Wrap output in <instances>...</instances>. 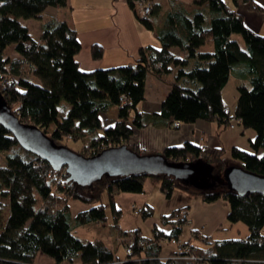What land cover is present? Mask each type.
Instances as JSON below:
<instances>
[{
	"label": "trees",
	"instance_id": "trees-1",
	"mask_svg": "<svg viewBox=\"0 0 264 264\" xmlns=\"http://www.w3.org/2000/svg\"><path fill=\"white\" fill-rule=\"evenodd\" d=\"M126 1L134 8L138 2L150 4L146 18L136 13L145 24L147 17L160 15L158 1ZM232 1L234 5L246 2L253 10H262L253 0ZM192 2L196 8L187 12L180 2L171 1L155 28L159 47L141 46L137 59L127 66L86 71L79 68L74 57L81 49L76 30L65 19L48 17L37 38L22 21L41 18L50 8L66 6L67 0H0V96L19 121L38 126L56 143L67 146L69 139H82L78 152L84 156L123 143L144 153L128 140L134 128L150 120L173 127L174 122L180 125L201 119L222 128L238 125L255 130L249 140L251 152L232 145L230 155L225 156L222 147L205 149L187 140L159 152L174 160L202 157L214 165L213 172L220 173L218 180L191 184L167 174L102 175L93 182L98 191L88 195L67 178L64 168L53 169L45 159L22 148L0 124V151L4 155L0 197H7L9 204L0 231V264H39L36 261L40 254L52 257L51 264H264V192L240 195L221 178L222 171L232 164L264 176V34L250 28L243 15L225 0ZM235 33L244 40L245 49L233 38ZM9 44H13V54H6ZM173 47L180 55L172 52ZM91 52L100 57V46L93 45ZM149 72L166 81L170 89L161 100L160 110L146 115L137 108L144 100ZM232 74L249 84L238 85L233 111L221 95ZM63 99L68 106L60 116L58 105ZM110 107L116 108L117 116L104 127L101 115ZM148 177L158 181L160 192L168 198L179 188L199 195L203 202L223 199L228 204V223L241 222L247 228L246 235L243 239L211 242L204 237L208 244L205 247L181 242V227L188 224L178 218L180 210L187 209L184 207L170 214L175 220L173 231L167 235L155 231L153 238H144L136 230L131 232L132 237L123 242L127 254L124 259L115 253L116 246L110 247L103 239L83 241L72 233L74 226L90 222L107 226L106 207L111 210L112 229L117 230L116 219L121 211L116 196L143 192ZM102 192H106L107 203L100 199ZM78 200L85 202L86 208L72 213L70 203ZM148 210L146 207L135 214L144 216ZM1 212L0 206V216ZM160 239L180 241L187 250L176 249L167 257L161 256Z\"/></svg>",
	"mask_w": 264,
	"mask_h": 264
},
{
	"label": "crops",
	"instance_id": "crops-1",
	"mask_svg": "<svg viewBox=\"0 0 264 264\" xmlns=\"http://www.w3.org/2000/svg\"><path fill=\"white\" fill-rule=\"evenodd\" d=\"M155 1L161 4L160 15L157 17H147V24L139 21L135 8L126 0H67L66 6L50 8L44 16L47 17L45 19H48V17L63 18L69 25L75 28L81 49L74 57L80 69L92 71L97 68L105 69L116 66H127V64H131L137 59V52L141 46L153 45L159 47L161 45L155 28L158 21L161 22L162 15L168 11L172 0ZM173 1L180 2L187 12L193 11L196 8L192 0ZM253 2L262 7L263 11L261 10L262 14L260 17L263 18L264 0H253ZM239 3L237 2L235 8L241 14L243 13L242 10H248V12L253 10L248 6V3H241L242 5H239ZM253 11L256 12L258 10ZM34 21H37L34 27L37 28L38 32L41 29L42 23L46 20L41 17ZM257 27H259V23ZM262 29H256V32L264 34V28ZM93 45L100 46V57L92 56L91 50ZM171 50L173 53L180 55L176 47L171 48ZM147 79L154 85L162 87L163 95L170 89L166 81L157 78L151 72L146 75L145 85ZM145 95L144 93V100L139 103L137 109L146 115L157 113L160 110L161 100L165 95L150 100ZM225 105L232 110L230 103ZM116 116V108L110 107L106 114L101 115V123L111 124L116 119ZM235 128V126L232 128H222L213 121L201 119H197L193 123H180L178 127L169 126L164 122L159 124V122L155 123L150 120L146 121L145 125L134 128L128 143L136 144L140 149L142 148L149 153H159L166 146L180 145L186 140L201 145L205 149L222 147L226 151V148L229 146L237 145L235 144V140L238 135L234 130ZM241 132L243 134L247 132L249 140L250 136L254 134L253 131L242 130ZM227 143L229 146H227ZM143 186V192L141 193L122 192L115 198L116 206L120 209L121 214L116 219L117 230H113L112 245H108L110 247L116 246V254L117 247L119 246H117L118 242L121 241L123 244L124 241L129 240L131 232L135 230L144 238H153L155 231L164 233L165 235L172 232L174 225L172 221L175 218L170 216V214L178 208H187L190 217L189 223L181 227L178 239L181 242H189L198 247H205L203 242L206 241H203V238L205 237L208 241L207 236H209V232L211 231V235L214 234L217 226L220 225L221 219L227 216L228 205L225 207L224 214L217 215L221 205L219 203L226 204L224 200H216L210 203L203 202L199 195L179 188H176L170 195L171 197L168 198L160 192L158 181L150 177L145 180ZM133 203L145 205L149 208V213L144 216L134 214L129 210V206ZM84 208L86 207H80V209ZM159 243L161 256L167 257L168 254L176 252V244L162 239H160ZM123 253H125L124 247ZM117 256L124 259L127 254L125 253L124 256L123 254H117ZM47 259V264L54 262V259L50 256Z\"/></svg>",
	"mask_w": 264,
	"mask_h": 264
},
{
	"label": "water",
	"instance_id": "water-1",
	"mask_svg": "<svg viewBox=\"0 0 264 264\" xmlns=\"http://www.w3.org/2000/svg\"><path fill=\"white\" fill-rule=\"evenodd\" d=\"M0 124L12 133L22 148L45 159L53 169L64 168L68 173L67 178L73 180L77 188L88 187L102 175L121 176L132 172L167 174L191 184L220 178V173L213 172L214 165L202 157L195 160H174L157 152L138 153L124 143L84 156L66 145L56 143L38 126L19 121L1 96ZM222 172L221 178L225 185L240 195H248L253 191L264 192V176L237 165H230Z\"/></svg>",
	"mask_w": 264,
	"mask_h": 264
},
{
	"label": "rangeland",
	"instance_id": "rangeland-1",
	"mask_svg": "<svg viewBox=\"0 0 264 264\" xmlns=\"http://www.w3.org/2000/svg\"><path fill=\"white\" fill-rule=\"evenodd\" d=\"M229 5L233 6L234 2L232 0H225ZM239 5H242L241 3H239ZM136 7V6H135ZM235 7V5H234ZM251 10V9H250ZM263 11V10H262ZM242 14H243V18L245 23L252 29H254V31H256V29H260L263 30L262 28H264V17L261 18L260 15L262 14L261 11L258 12H254L253 10H251V12H248V10H242ZM44 20H48L45 19L47 18L46 16H44V14H42V16ZM35 19L32 18H26V19H22V21L26 24H28V26L30 27V32L32 34V36L34 38L38 37V34L40 31L37 32V28L34 27ZM259 23V27H257ZM258 32V31H257ZM38 33V34H37ZM233 38L238 40L241 48L245 49V43L244 40H242V37L240 36V34L235 33L233 34ZM6 50V54H13L14 50H13V44H9L5 47ZM147 78H149V76H147ZM36 82H39L38 78H33ZM156 79V78H154ZM164 84V83H162ZM245 85L249 86V84L246 83V81H244L242 78H239L238 76L236 77L235 75H231L229 77V79L226 81L225 85L223 86V88L221 89V95H222V99L225 102V104L230 103V105H232V110L233 111V107L235 108V103H236V99H237V91H238V85ZM165 85V84H164ZM166 86V85H165ZM146 88V92H145V96L147 99H153L155 97L161 96L163 88L154 85L153 83H151L150 81L146 82L145 85ZM165 95V94H164ZM163 95V96H164ZM162 96V97H163ZM68 106V102L63 100H60L59 105H58V114L61 116H63L65 113V109H67ZM103 115V114H102ZM109 123L104 124L103 126L106 127L108 126ZM236 124V123H235ZM235 131L237 132V139L235 140V144H237L236 146L242 149H245L247 151L251 152V148H250V144H249V138H248V134L247 132H245L244 134L241 132L242 131V127L240 126H236L235 125ZM245 131H253L255 134V130L250 127V128H245L243 129ZM101 131V129H100ZM253 134V136H254ZM253 136H250V138H252ZM83 144L82 139H69L67 141V146L73 150L74 152H78V150L80 149L81 145ZM227 146H229V144L227 143ZM241 146V147H240ZM230 147L226 148V152H225V156H229L230 155ZM245 147V148H244ZM144 153H149L147 151H145ZM4 155H3V151H0V164L4 161ZM235 163V162H232ZM234 165V164H232ZM80 189L82 190L83 193L85 194H94L98 191V186L97 184H91L88 185V187L86 186H79ZM102 201L104 203L108 202L107 196H106V192H102L101 193V198ZM223 199H220V201H222ZM218 201V202H220ZM86 203L85 202H81V201H72L70 203V211L72 213L78 212L80 210L81 206H85ZM220 205V209L218 211V214H224V210L226 205L228 204H223V203H219ZM136 206V203H133L129 206V210L131 212L134 213L132 207ZM0 206L2 209L1 212V216H0V231L3 229V224L6 220V218L8 217V211H9V204H8V198L7 197H0ZM106 216H107V221L109 222L107 226H100L98 223L95 222H90L87 224H82L79 226H74L72 228V233H74L79 239H82L83 241L86 240H91L92 238H100L101 240L103 239L105 241V243L112 245L111 241H112V236L114 234L113 232V227H112V215H111V210L109 209V207H106ZM135 214V213H134ZM224 216V215H223ZM211 225V224H210ZM211 230V229H209ZM247 232V228L244 224H242L241 222H233L232 224H229L226 217H224L223 219H221L220 221V225L217 226L214 234L211 235V231L209 232V236H207L208 240L211 242L215 239H220L222 240L223 238H240L243 239L244 236L246 235ZM262 233L264 234V229L262 230ZM154 236V234H153ZM204 243V242H203ZM205 246H207V243H204ZM117 254L118 255H122L124 256L125 253H123V244H119V246L117 247ZM47 257H45V255L40 254L37 256V263L39 264H47ZM112 264H119V263H112ZM198 264H206V263H198Z\"/></svg>",
	"mask_w": 264,
	"mask_h": 264
},
{
	"label": "built area",
	"instance_id": "built-area-1",
	"mask_svg": "<svg viewBox=\"0 0 264 264\" xmlns=\"http://www.w3.org/2000/svg\"><path fill=\"white\" fill-rule=\"evenodd\" d=\"M135 11L137 13V15L141 18H146V16L149 14L150 12V4L148 2L144 3V2H138L135 8ZM173 126L178 127L179 124L177 122L173 123ZM134 213H141L146 209L145 205H134L132 207ZM178 218L180 219V221L182 222H188L190 221V217H189V211L187 209H181L178 215ZM132 234V233H131ZM133 235V234H132ZM132 235L130 237H132ZM172 243L174 244H178L177 246V250H187V247H185L183 244H181V242L179 241L176 242L175 240H171ZM126 252H129V249H126ZM193 258V255L191 256ZM121 263L120 261H114V263Z\"/></svg>",
	"mask_w": 264,
	"mask_h": 264
}]
</instances>
